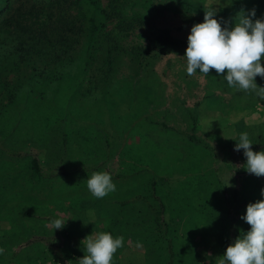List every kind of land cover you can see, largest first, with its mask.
Wrapping results in <instances>:
<instances>
[{
    "label": "rangeland",
    "instance_id": "1",
    "mask_svg": "<svg viewBox=\"0 0 264 264\" xmlns=\"http://www.w3.org/2000/svg\"><path fill=\"white\" fill-rule=\"evenodd\" d=\"M100 1L108 10L107 24L101 35L104 41L110 42L114 47L113 58L116 57L115 64L121 69L119 74L129 75L131 57L146 51L147 46L152 42L153 57L150 58V66L156 71V79L159 77L166 83L164 89L160 90L162 95L159 100L166 102L170 117L165 119L161 114L152 117V122L155 124L152 125L153 149L158 146L157 137L161 136L160 141L166 140L164 149L159 151L161 158L165 155L163 157L165 163L158 166L157 170H167L184 159L188 164L190 156L195 155L196 149L195 147L190 149L191 145L185 133L189 132L191 126V118L186 111L187 109L196 111L195 134L211 148L207 152L199 153L198 164L204 166L205 174H210L218 168L217 173L224 182H228L231 177L232 186L228 187L236 198L237 178L233 170L236 141L226 139L224 136L238 140L242 132H247L251 142L258 135L264 140V104L259 101L264 99L248 101V98H256L254 92H243L229 87L224 77L217 76L214 70L207 75L197 70L194 76H189L186 72V58L183 55L191 27L195 23L203 22L201 19H204L205 11L209 9L210 4L216 3L213 5L218 9L215 18L221 25L230 27L234 24L235 16L242 14L241 10L247 12L255 8L256 15L253 19H264V0ZM150 4H155L158 10L154 8L148 12ZM75 15L76 7L67 1H60L57 5L49 0H5L3 4L0 3V65L12 62V58H8L6 52L10 54L18 51L17 45L12 41L19 36V39L26 42L25 35L30 34V37L42 36L40 46L43 47L38 48H42V53L49 52L47 57L37 61L36 66L42 71V75H46L47 69L53 68L59 74L63 67L74 72L79 66L75 48L86 33L79 27ZM8 22L14 27L6 25ZM10 29L12 32L7 34ZM16 31L19 32L17 36ZM159 31L168 33L166 49L153 43ZM63 39H66L68 51H73L71 60H67L63 65L51 63V53L55 50L53 47L60 48L59 42ZM35 41L37 39L33 42ZM2 43H6L7 46L3 47ZM28 51L32 50L28 49ZM94 53L96 54L93 56L92 68L103 67V54L101 51ZM12 75L10 74L9 78H12ZM46 76L48 77L45 80L54 81L41 86V94L34 107L36 110L42 109L47 112L49 108L54 107L50 88L53 84L54 87L57 86L60 77ZM256 83L258 86H264V79L257 76ZM211 95L217 102L209 103ZM5 101L0 102V108H8L3 106ZM12 114L15 112L10 109L0 116V138L5 140V145L20 151L32 152L40 158L46 168L53 166L52 168H62L63 171L60 176L37 181L29 175L22 161L11 162L0 154V165L3 166L0 167V248L4 249L0 254V264L7 262L8 264H59L55 256L58 251L65 264H78L79 258L85 254L82 240L90 234L94 236L98 232H107L105 219L110 216L122 219L124 216L130 217L133 208L144 206L139 200L128 205L122 203L118 205L116 202L118 198L122 199L121 202L130 196V190L137 192L142 190L141 185L147 180L148 175L137 173L132 178L134 183L129 186L126 182L127 178L119 177L122 173H126V166L131 164L126 163L131 160L130 153L123 155L122 150L141 142L140 136L133 133L126 139L117 137L116 151L105 164H102L101 160L98 163L95 159L84 162L80 157L75 162L67 159L59 164L60 157L53 139L34 144L24 139V127L21 128L20 133H16V130L12 131V128L6 131L10 136H4L1 129L2 122L9 120L10 123ZM162 121L166 122L168 128L159 125ZM141 132L144 130L141 129ZM261 144L258 151H264V141ZM171 148L175 149L174 154L169 153ZM161 158L157 159L156 165L161 163ZM174 169L167 172L171 173V176L164 175L160 181L174 182L182 178ZM17 170H20V173ZM102 171L111 174L116 190L103 199H97L88 191L87 179L93 172ZM249 177L248 181L255 188H264V177L249 174L243 167L240 181ZM123 185L125 188L121 193L120 189ZM177 202L180 204L177 209L165 213L168 234L176 235L173 255L172 258L170 257L171 264H219L220 255L214 250L213 224L205 220L208 225L200 226L196 230L195 224L189 221L191 219L185 218V198L177 199ZM142 214L145 216V211ZM57 218L69 219L62 229L54 230L51 221ZM240 222L242 223L243 220ZM185 225L190 235L186 241ZM114 229L121 230L115 226ZM121 232L127 234L125 230ZM112 235L119 236L117 233ZM38 236L43 238V241H33ZM148 246H150L148 254L153 261L161 263L168 261L166 243L158 240L155 234L146 242L127 238L123 247L115 253L112 264H145Z\"/></svg>",
    "mask_w": 264,
    "mask_h": 264
},
{
    "label": "trees",
    "instance_id": "2",
    "mask_svg": "<svg viewBox=\"0 0 264 264\" xmlns=\"http://www.w3.org/2000/svg\"><path fill=\"white\" fill-rule=\"evenodd\" d=\"M4 1L0 0V3L3 4ZM49 1L56 5L60 1H67L76 7L74 17L79 21V27L86 32L75 48L79 66L74 72L63 67L59 74L55 72V68L47 69L46 75H49L50 78H56L57 75L60 77L57 86L50 85V92L53 94L51 101L54 103V107L49 108L47 112L42 109L36 110L34 106L40 97L41 86L54 81L53 79L45 80L48 76L42 75V71L36 66L37 61L47 57L49 52L42 53V48H38L42 36L40 38V36L25 35L26 42H24L19 39L17 36L19 32L16 31L17 38L12 42L17 45L18 51L10 54L6 52L7 57L12 58V62L0 65V102L6 100L3 106L8 107L0 108V116L10 109L15 112L11 116L10 123H8L9 120L2 122L1 129L4 136H10L9 133L6 134V131L12 128V131L16 130V133H20L21 128L24 127V139L34 144L53 139V142L56 143V151L59 153L58 157H60L59 164L67 159L75 162L79 157L84 162L95 159L98 163L101 160V163L105 164L116 151L117 137L126 139L130 134H139L141 142L129 146L121 152L123 155L130 153L131 160L126 163L131 164L126 166V173H122L119 177L127 178L126 182L129 183V186L134 183L132 179L134 174L148 175L147 180L141 185L142 190L139 192L130 190V196L121 202L122 199L118 198L116 202L118 205L121 203L128 205L139 200L144 206L138 209L133 208L130 217L124 216L123 219L108 217L107 220L105 219V231L114 235L117 233L124 238V241L131 237L133 241L146 242L156 234L158 240L165 241L169 259L164 263L153 261L151 255L148 254L150 251V246H148L145 264H171L170 257L172 258L173 255V243L176 240V235L168 234L165 213L177 209L180 206L177 199L184 197L185 218L191 219L189 221L195 224L196 230L200 226L208 225L205 220L213 224L214 250L219 253L221 258L226 247L238 235L250 228L244 220L242 223L240 222L242 220L240 217L246 213L247 204L264 198L261 197V192L256 190L260 191L261 188H255L248 181L250 177L240 181V174L246 160L243 150L241 149L237 153L234 150L233 154V170L237 178V192L236 198H234L232 191L226 185L227 182H224L221 175L217 173L218 168L210 174H205L204 166L198 164L199 153L207 152L211 148L207 142L195 134L196 111L187 109L186 112L191 118V126L189 132L185 133V137L191 145H189L190 149L195 147V155L190 156L188 164L184 159L178 165L167 170H157L158 166L165 163L163 158L165 155L161 158L159 151L164 149L166 140L160 141L161 136L157 137L158 146L153 149L152 125L155 124L152 122V117L161 114L165 119H169L170 112L168 113L169 108L166 102L159 100L162 95L160 90L164 89L166 83L159 77L156 79V71L150 66V58L153 57L152 42L147 46L146 51L131 57L132 64L129 75L119 74L121 69L115 64L116 57L113 58L114 47L110 42L104 41L101 35L108 19V10L102 2L100 0ZM149 6L148 12L156 8L155 4ZM20 7L19 5V10ZM156 9L158 10V8ZM201 20L203 21V19ZM8 24L14 27L12 23L8 22L6 25ZM222 27H226V25H222ZM11 32L12 29L6 33L10 34ZM167 38L166 31H159L153 43L166 49L168 48ZM35 39L37 41L33 42ZM59 44L60 48L53 47L55 50L51 53L50 61L63 65L67 60H71L73 51H68L66 39L61 40ZM1 45L7 46L6 43ZM28 49L32 51H28ZM97 51H101L103 54V67L94 66L92 68L93 56L96 54L94 52ZM10 74H13L12 78H9ZM94 92L96 93L94 94ZM211 96L209 103L217 102L213 99L214 96ZM255 97L248 98V101L253 100L254 102L260 99ZM259 101L264 104V100ZM159 125L165 129L168 128L165 121ZM141 129L144 132H141ZM263 141V137L260 135L253 139V151H258ZM155 150L156 153L153 152ZM169 153L174 154L175 149L171 148ZM0 154L11 162L22 161L29 175L37 181L60 176L63 171L62 168H52L53 166L46 168L36 154L8 147L5 145V140L1 138ZM158 158H161V163L156 165ZM0 167L3 168L1 165ZM172 168H175L174 170L178 171L182 178L176 179L174 182L160 181L164 175L171 174L167 172ZM17 172L20 173V170ZM124 188L125 185L120 189L121 193ZM256 194L259 195L256 196ZM143 211H145V216L142 214ZM114 226L121 230H115ZM124 230L127 231L126 235L121 232ZM189 236L185 225V241ZM34 239L33 241H43L40 236ZM55 256L59 264H65L59 251L55 253Z\"/></svg>",
    "mask_w": 264,
    "mask_h": 264
},
{
    "label": "clouds",
    "instance_id": "3",
    "mask_svg": "<svg viewBox=\"0 0 264 264\" xmlns=\"http://www.w3.org/2000/svg\"><path fill=\"white\" fill-rule=\"evenodd\" d=\"M212 3L205 11L203 22L195 23L187 37L186 72L194 76L197 70L207 75L212 70L223 76L229 87L238 91L254 92L264 99V86H258L256 77L264 79V19H253L255 8L235 16L234 24L222 27L215 18L218 9ZM226 139L236 141L235 151L243 150L246 163L243 165L249 174L264 177V151H253L247 132H242L238 140L231 136ZM231 177L227 182L230 184ZM87 189L97 199H103L116 190V185L108 171L93 172L87 179ZM264 197V188H261ZM249 226L226 247L219 264H264V198L250 202L246 213L240 217ZM57 218L51 227L62 229L67 220ZM91 223V222H89ZM84 255L78 264H112L118 249L123 247V237H113L109 232H98L86 236L82 242ZM4 252L0 248V254Z\"/></svg>",
    "mask_w": 264,
    "mask_h": 264
}]
</instances>
